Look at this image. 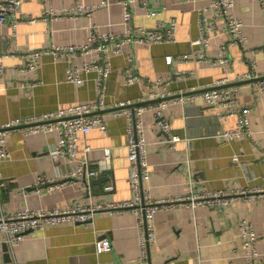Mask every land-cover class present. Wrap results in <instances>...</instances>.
Here are the masks:
<instances>
[{"label": "crops", "instance_id": "obj_1", "mask_svg": "<svg viewBox=\"0 0 264 264\" xmlns=\"http://www.w3.org/2000/svg\"><path fill=\"white\" fill-rule=\"evenodd\" d=\"M101 6L90 16L61 18L57 21L17 27L16 35L10 23L0 25V54L9 57L0 61V124L18 118L56 113L98 99L96 75L81 74V84L66 83L70 65L80 66L95 56H76L56 60L45 56L36 71H22L28 66L23 57L27 50H43L57 46L81 45L87 42L90 28L97 26L102 33L122 36L124 7L118 0H25L21 14L40 17L54 9L70 10L78 4ZM133 6V26L153 29L157 20H175L177 28L173 43L150 47L136 45L128 50L134 58L136 73L155 82L170 80L160 87L149 83L129 86L122 74L125 56L112 57L111 74L106 83V104L136 103L143 107L149 93L172 95L163 114L170 121L171 136L180 138L174 145H164V133L157 126L154 113L144 111L143 131L148 143L150 179L144 188L150 198L166 199L187 196L191 192L226 191L264 187V94L256 91L250 81L235 78L254 73L264 77V10L258 0H234L230 15L243 22V43L228 46L229 37L224 19H214L206 11L207 0H147L149 7L162 13L156 18L146 16L141 1ZM215 21L207 56L219 54L227 46L230 64L206 65L191 57L188 62L169 61L168 57L191 55L196 48L190 42L200 36V15ZM178 73V74H177ZM180 73V78H179ZM178 78H177V76ZM220 81L240 87V107L249 108L253 139L227 140L224 134L235 128V119H221V111L199 100L183 106L175 98L195 90L215 87ZM157 101V102H156ZM159 101V102H158ZM147 103V102H146ZM107 129H94L80 144L75 163L54 162L49 150L57 137L44 134L25 136L20 131L7 135L10 158L2 165L6 186L0 194V213L65 209L77 205L105 206L133 199L129 182L130 163L127 148V121L114 117L112 111L100 113ZM89 147L91 151L84 149ZM112 150L111 159L103 149ZM79 162L89 170L98 171L95 178L67 179ZM40 177L58 180L55 188L37 187ZM112 185L114 190H105ZM249 222L257 237L258 260L250 263L240 233V223ZM156 241L151 245L147 260H141L139 230L136 215L130 212L95 213L87 223H61L26 234L25 240L9 250L0 233V264H264V200L230 203L224 209L178 205L157 211L153 217ZM108 239L109 248L99 251L97 242ZM7 248V249H6Z\"/></svg>", "mask_w": 264, "mask_h": 264}, {"label": "built area", "instance_id": "obj_2", "mask_svg": "<svg viewBox=\"0 0 264 264\" xmlns=\"http://www.w3.org/2000/svg\"><path fill=\"white\" fill-rule=\"evenodd\" d=\"M25 0H0V25L10 23L14 37L16 29L24 23L34 24L37 22L49 23L61 18H76L78 16H90L101 6H107L103 1L101 5L85 6L78 4L70 10L56 11L51 9L45 11L40 17H33L19 12V7ZM264 10V0H258ZM124 7L123 26L126 32L124 35H113L111 33H102L97 26L91 27L89 38L86 43L81 45L57 46L52 44L43 50H27L23 57L28 59L27 68L22 71H36L40 67V60L45 56H52L56 60L68 59L76 56H86L94 54L92 60L82 63L80 66L70 65L66 70V83L81 84L83 82L81 74L89 75L95 73L96 87L98 90V99L95 102L77 105L67 109H61L56 113H45L26 118H18L5 124H0V194L6 186L2 174V165L10 158V152L7 146V135L13 131H20L25 136L34 134H44L46 136L57 137V143L53 144L49 150V157L54 162L64 160L68 163H75L80 153V144L85 136L94 129L105 132L106 123L101 112L110 110L114 117H124L127 121V148L129 151L128 160L130 163L129 182L133 199L125 202L112 203L110 205L81 206L77 205L65 209H48L39 211H21L12 214L0 213V233L5 236V243L9 250L13 252L14 248L20 245L27 233L45 229L47 226L58 225L61 223H87L93 220L95 213L106 211L110 213L130 212L136 215L139 230V246L141 260L145 261L149 257L151 245L156 241V232L153 225L154 214L162 209H170L181 206H188L194 209L198 207H208L211 209H224L227 205L239 200L257 201L264 200V187L242 190L226 191H199L191 192L187 196H178L166 199H151L149 192L144 188V182L150 179L148 164V143L146 142L143 131V113L152 111L154 113L157 126L165 135L162 141L164 145H174L180 142V138L171 136L170 121L163 114L167 108L170 93L159 92L149 93L144 102L161 100L157 105L134 107L136 103L121 102L112 106L106 104V83L111 74V58L125 56L126 68L123 71L122 79L125 84L132 86L137 83H149L155 87L166 84L169 78H160L155 82L142 78L136 73L134 67V58L128 50L136 45L150 47L157 44H169L175 40L177 23L175 20L161 21L157 20L153 29L133 26V6L140 3L139 0H118ZM208 7L206 11L213 13L214 19H224L226 31L229 37L228 46L242 44L243 22L230 15L234 7V0H207ZM142 9L146 16L156 18L162 13V9L156 10L148 5L147 0H142ZM200 36L190 42V46L196 50L191 55L185 54L177 57H168L169 61L178 60L188 62L191 57L200 63L214 66H224L230 64V59L226 56L227 46L220 47L219 54L216 57H208L207 50L210 43V36L216 29L215 21L205 15H200L199 21ZM7 54H0V61L8 58ZM0 74H4V67L0 65ZM178 74V73H177ZM177 76V75H176ZM180 78V73H179ZM177 76V78H178ZM236 82L253 81L256 91L264 94V77L254 73H248L244 76L235 78ZM229 81H220L215 87L206 90H195L188 94H181L175 98V102L183 106H188L201 100L206 105L221 111V119H235L234 129L227 131L224 137L227 140L236 138L253 139L254 133L251 130L249 120V108L240 107V98L242 91L240 87L227 86ZM91 151L89 147L84 149ZM112 150L103 149L104 159L110 161ZM99 172L89 170L88 164L79 162L71 175L67 179H86L98 177ZM58 180H48L40 177L36 186H47L55 188ZM106 191L112 192L114 187L107 185ZM240 233L243 244L246 249V259L250 263L258 260L257 237L252 225L247 221L240 223ZM99 251L109 248L108 239L104 238L97 242Z\"/></svg>", "mask_w": 264, "mask_h": 264}, {"label": "water", "instance_id": "obj_3", "mask_svg": "<svg viewBox=\"0 0 264 264\" xmlns=\"http://www.w3.org/2000/svg\"><path fill=\"white\" fill-rule=\"evenodd\" d=\"M250 82H253V81H250ZM157 102V101H156ZM159 102V101H158ZM150 102H145V103H140L139 105H146V104H149ZM7 249V248H6Z\"/></svg>", "mask_w": 264, "mask_h": 264}]
</instances>
